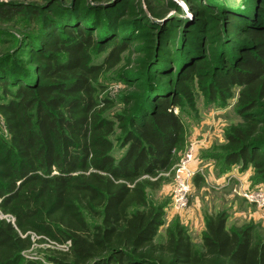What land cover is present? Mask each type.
I'll return each instance as SVG.
<instances>
[{"label":"trees","instance_id":"trees-1","mask_svg":"<svg viewBox=\"0 0 264 264\" xmlns=\"http://www.w3.org/2000/svg\"><path fill=\"white\" fill-rule=\"evenodd\" d=\"M84 29L49 30L32 49L27 74L0 68V264H43L24 257L42 241L62 247L48 249L46 264H264V237L251 227L228 230L225 212L205 220L200 249L180 225L155 240L163 213L145 188L158 187L178 160L187 131L176 108L190 99L200 61L183 69L176 90L146 94L136 110L117 115L115 156V122L104 117L95 85L126 43ZM240 30L235 55L206 70V90L211 100H225L239 88L242 121L225 133L219 158L224 168L251 165L264 180V21ZM97 41L98 52L107 51L98 64L90 53Z\"/></svg>","mask_w":264,"mask_h":264},{"label":"rangeland","instance_id":"rangeland-1","mask_svg":"<svg viewBox=\"0 0 264 264\" xmlns=\"http://www.w3.org/2000/svg\"><path fill=\"white\" fill-rule=\"evenodd\" d=\"M0 11H9L10 16L0 18V68L6 65L14 76L32 71L34 46L49 30H61L64 25H84L83 31L97 40L105 33L117 43H126L119 62L102 66L95 85L104 117L115 122L110 136L115 156L121 152L117 115L124 117L136 110L146 94L176 90L183 69L200 61L199 75L189 84L190 99L182 98L176 110L187 134L197 129L194 137L201 176L182 212L171 207L170 170L162 174L158 187L145 188L147 201L163 213L155 240L164 241L166 231L180 225L200 249L201 226L218 212L226 213L228 230L251 227L256 239L264 237V210L239 195L244 189L264 190V180L251 165L224 168L219 158L225 151V133L242 121L236 112L239 88L233 87L225 100H211L206 90L211 79L206 70L235 55L242 42L240 26L264 21V0H0ZM99 46L97 41V48L90 51L91 62L96 64L107 52H98ZM1 134L5 135V129L0 118ZM185 139L176 159L189 143ZM49 248L62 249L42 241L34 243L24 257L46 264Z\"/></svg>","mask_w":264,"mask_h":264},{"label":"built area","instance_id":"built-area-1","mask_svg":"<svg viewBox=\"0 0 264 264\" xmlns=\"http://www.w3.org/2000/svg\"><path fill=\"white\" fill-rule=\"evenodd\" d=\"M197 142H189L186 149L179 156L170 169L172 173V186L170 192L171 207L178 212L188 207L189 196L193 188V178L200 172V159L198 157ZM239 195L242 199L264 210V190L261 188L244 189Z\"/></svg>","mask_w":264,"mask_h":264},{"label":"crops","instance_id":"crops-1","mask_svg":"<svg viewBox=\"0 0 264 264\" xmlns=\"http://www.w3.org/2000/svg\"><path fill=\"white\" fill-rule=\"evenodd\" d=\"M197 131V129H195L194 131H192V132H189L186 136H187V139L189 140L188 142H192V141H196V139H195V132ZM187 142V143H188ZM179 153V152H178ZM203 229H205V223L201 226V230H203ZM201 236H202V234H201ZM200 236V237H201Z\"/></svg>","mask_w":264,"mask_h":264}]
</instances>
